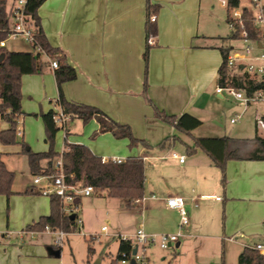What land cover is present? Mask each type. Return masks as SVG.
<instances>
[{
  "label": "crops",
  "instance_id": "1",
  "mask_svg": "<svg viewBox=\"0 0 264 264\" xmlns=\"http://www.w3.org/2000/svg\"><path fill=\"white\" fill-rule=\"evenodd\" d=\"M148 3L157 6L156 11L151 13L156 17L155 44L151 46L146 43ZM37 14L50 46L59 49L67 63L76 71L75 79L61 85L65 99L102 110L116 122L129 125L133 135L143 141L130 147L127 138H114L110 132L100 133L102 142L72 139L74 144H87L101 158L112 155L125 160L136 156L141 157L144 163L143 198L137 204H128L126 199L108 197L105 192L96 190L88 196H80L77 199L78 211L75 217L81 219V227H85L89 211H98L96 199H90L92 205L83 200L95 196L107 202L118 200L119 208L135 210L140 218L137 228L142 227L149 233H176L179 214L166 206V198L183 196L189 214V225L183 230V235L179 236L178 242L168 249L151 246L148 250L149 264L151 256L157 250L168 251L160 255L162 263L203 264L194 248L198 239L221 238L223 241L228 236L237 238L240 234L243 237L245 231L262 229L264 161L227 160L226 182L223 185L221 170L212 163L209 155L198 147L194 151L188 150V147L193 146L194 139L199 137L227 136L241 140L252 139L255 135L264 137L256 127L253 136L243 134L241 129L234 131L233 128L243 119L247 108L253 109L255 124V115L261 112L260 108L256 105L244 108L225 92L215 93V87L219 83L218 70L222 63L219 48L223 45L231 46L232 41L223 43L220 40L230 33L220 32L217 17L208 9L207 0H45L39 6ZM5 47L11 51L30 50V44L20 38L8 39ZM57 99V84L48 64L40 73L22 75L20 102L23 115L18 122L21 130L18 140L26 143L28 149L30 147L27 142L31 144L33 129L38 135H42V125L33 119L38 120L41 112H59L61 108ZM228 100L234 103L229 118L223 105ZM154 108L176 118L189 114L201 124L189 132L178 130L158 118ZM234 114L241 116L236 123L231 124L229 120ZM74 118L76 117L69 116L65 123L64 141L70 134L68 125ZM92 120L88 131L99 128L97 121ZM157 121L167 125L171 134L162 136L159 142L151 144L147 133ZM7 126V123L2 122L0 129ZM173 135L175 138L172 140ZM166 138L169 139L164 141ZM103 142H107V146ZM177 142L182 147L175 151L184 156L183 163L167 155L168 152H173ZM44 143L45 145H40L35 150L42 152L48 149L45 133ZM139 147L141 149L136 152ZM63 149L64 145L59 153ZM22 154L20 144H0V159L12 172L16 169L13 160ZM12 190L13 193L9 196L0 195V216L3 215L5 203L8 222L12 219L14 228H21L19 234L14 235L23 242L27 238L32 243L39 234H51L45 230L26 229L28 225L50 213V197L39 195L29 178L22 187L13 186ZM200 196L210 198L198 199ZM193 198L196 200L193 201ZM79 211L82 218L78 216ZM119 211L117 209V214ZM109 212L106 210L107 216ZM250 213L254 218L249 217ZM1 229L3 222L0 217ZM11 233H1V237L6 238ZM71 233L73 232H67V235ZM106 233L107 238L100 254L109 253L110 257L105 264H112L119 240L116 238L115 254L106 252V249L111 240L115 239L113 234L120 232H110L107 228ZM88 241L91 242L89 237ZM257 243L264 245L262 242L241 244L237 259L244 246H254ZM45 245L49 257L55 256L48 253V247L60 249L61 255V247H56L54 241L50 246ZM90 247V254L93 255L95 249ZM101 255L94 258L91 264H103L104 257ZM220 260V264H224L223 252Z\"/></svg>",
  "mask_w": 264,
  "mask_h": 264
},
{
  "label": "trees",
  "instance_id": "2",
  "mask_svg": "<svg viewBox=\"0 0 264 264\" xmlns=\"http://www.w3.org/2000/svg\"><path fill=\"white\" fill-rule=\"evenodd\" d=\"M45 0H26L25 13L29 23L34 29L35 43L30 44V50L11 51L6 47H0V124L7 123V128L0 129V144L13 145L20 144L23 154L27 157V163L30 174H52L56 173L55 163L61 159L62 169L67 183L83 182L90 184L96 191L105 192V195L113 198L126 199L128 204L134 200H141L144 196V163L141 157L130 156L120 162L107 161L102 162L101 157L95 155L88 146L84 144L68 143L65 139L64 149L61 153L54 148V139L57 131L60 129L54 121L55 112H41L39 114L45 132V142L48 149L42 152H32L28 149L26 143L18 140V122L23 115L21 109V77L24 74H36L42 72L48 61L36 50L40 47L45 54L51 58H56L58 66L53 70L58 89L57 104L61 110L71 117L81 119L87 122L95 119L99 124L96 134L110 132L116 138H127L129 146L133 147L143 143L141 139L136 138L129 125L118 123L110 118L102 110L85 104L69 102L65 99L61 85L66 81L76 78L75 69L70 66L63 53L48 43L40 25V19L37 14L39 6ZM229 6L236 7L240 0H228ZM157 6L147 5L146 30L147 33L155 35V26L149 21V16L154 13ZM245 28L249 35L254 37L255 31L252 26L251 16L245 11L243 13ZM10 26L9 6L7 0H0V41L7 38ZM232 35L220 38L224 43L230 40ZM222 54V63L219 67L218 82L221 85L230 83L235 87L247 85V90L258 89L261 85L254 79L247 76L230 77L226 73L224 60L230 51L229 45L220 46ZM147 53L145 52L144 57ZM49 65V64H48ZM155 115L172 124L178 130L189 132L198 127L201 122L189 115L183 114L176 118L167 116L158 109L154 108ZM172 140L175 138L173 135ZM166 138L164 141L168 140ZM200 148L206 152L212 160V163L220 168L222 174V184L225 180V164L229 159L239 160H262L264 161V137L255 135L252 139H234L230 137H199L194 139V144L188 147L189 151ZM14 173L6 168L4 162L0 159V194L9 196L12 194V183ZM31 192V191H26ZM45 226L51 229H62L65 232H74L77 229L76 217L70 218L60 210V200L56 196L50 197V213L42 216L38 221L26 227L29 231H43ZM92 248L88 247V253ZM131 244L119 240V247L114 264L122 258V253L129 255ZM237 264H264V256L253 246H244L238 255Z\"/></svg>",
  "mask_w": 264,
  "mask_h": 264
},
{
  "label": "built area",
  "instance_id": "3",
  "mask_svg": "<svg viewBox=\"0 0 264 264\" xmlns=\"http://www.w3.org/2000/svg\"><path fill=\"white\" fill-rule=\"evenodd\" d=\"M220 4L227 9V26L232 38L230 51L228 52L224 64L226 73L230 77L247 76L249 79H254L260 83L258 89L251 91L247 90V85L235 87L230 83L225 85L217 84L215 93L226 94L232 96L244 108L249 105H256L261 109L260 113L255 115V127L264 136V0H240L236 7L229 6L228 0H219ZM247 1V3H245ZM26 0H13L9 6L10 26L7 38L0 41V47H5L6 41L10 38H20L29 44L35 43L34 29L27 19L25 13ZM247 11L251 16V22L255 31V36L249 35L245 28L243 13ZM150 22H155L154 14L149 16ZM146 43L148 46L154 45V35L146 33ZM36 50L40 51L43 57L48 61L49 67L54 70L58 66L56 58H51L38 46ZM241 114H234L229 122L234 124L238 121ZM69 115L62 110L55 113L54 121L61 129L64 128ZM17 134L21 135V130L18 127ZM171 157L177 159L180 163L184 162V156L178 155L176 152H171ZM120 162L122 160L115 157H103L102 162L107 161ZM56 173L52 174H37L33 176L32 185L38 189L39 194L47 197L56 196L60 200V210L65 215H76L78 211L77 199L80 196H88L94 192V187L83 182L67 183L65 174L62 169L61 159L55 163ZM210 198L200 196L198 199ZM196 199L193 198V201ZM139 200H134L132 203L137 204ZM196 205V204H195ZM166 206L170 209H175L179 214L178 231L176 233H149L142 227H139L131 235L116 233L113 234L118 240H123L131 244L129 255L122 253V258L114 264H130L133 260L134 264H149L148 250L151 246H157L160 249H168L178 242L179 236L183 235V230L189 225V214L185 205V198L180 195L169 196L166 198ZM81 219L76 217L77 227L81 226ZM44 230L54 235V244L56 247H61L63 238L67 235L62 229H51L45 226ZM79 230V228H78ZM101 231L106 233L107 228L103 226ZM99 237L97 234L88 236ZM136 247V252L132 250ZM264 256V245L257 243L253 246Z\"/></svg>",
  "mask_w": 264,
  "mask_h": 264
},
{
  "label": "rangeland",
  "instance_id": "4",
  "mask_svg": "<svg viewBox=\"0 0 264 264\" xmlns=\"http://www.w3.org/2000/svg\"><path fill=\"white\" fill-rule=\"evenodd\" d=\"M13 0H7V5L11 4ZM247 3V1H245ZM208 9L211 10L217 17L218 25L220 26V32L223 34L230 33L226 20H227V9L220 4L219 0H207ZM13 39V38H10ZM26 45V44H23ZM27 46V45H26ZM24 46V47H26ZM224 108L226 110L227 117L229 118L230 112L233 110L234 103L233 101L230 102L224 101L223 102ZM227 118V119H228ZM35 121H39V125H42L41 131L42 135H38L37 131L33 129V133L31 134V144L27 142L32 152H39L35 149L38 148L40 145H45L44 143V127L41 118L39 117L38 120L33 119ZM92 119L88 120L87 122H83L79 118H74L73 122H70L68 125V129L70 130V134L66 141L68 143H73L72 139H86L88 142H102L100 140L101 134H96L97 129L90 130ZM154 126L149 128L147 133V139L151 144H156L162 138V136H169L170 128L165 125L161 124L160 122H155ZM157 125V126H156ZM234 131L236 129H241L244 133L253 136L255 133V124L253 119V109L247 108L243 119L233 126ZM86 130V135L84 132ZM112 137H114L112 135ZM115 138V137H114ZM113 138V139H114ZM184 139H186L184 137ZM186 141H189L186 139ZM190 142V141H189ZM107 142H103L104 146H107ZM76 144H84L85 143H76ZM64 145V132L63 129H59L55 135L54 139V148L57 152L61 151V147ZM181 144L177 142L175 150L181 149ZM47 149V148H46ZM141 148L139 147L136 152H139ZM171 152H168L167 155L171 156ZM177 152V151H175ZM178 153V152H177ZM113 154V153H112ZM109 158L113 157L112 155L108 156ZM172 159V157H170ZM15 170L14 172V179H13V186L15 188L22 187V185L26 182V179H30L32 182L33 176H30L29 167L27 163V157L25 154L20 155L18 158H15ZM10 164V163H9ZM11 166V164H10ZM13 191V190H12ZM4 195V194H0ZM41 195V194H39ZM43 196V195H42ZM47 197V196H46ZM5 200V196H3ZM90 199H96L97 203V212L89 211L86 214V221L85 227H77V229L68 234L66 237L63 238V243L61 246V255L58 258L49 257L46 254L45 250V243L52 245L54 241L53 234H39L32 243H29L28 239L26 238L25 241H21L18 237L14 234H19L20 229H15L13 225V220L10 219L8 222V208L7 205L4 203L3 205V215L1 217V221L3 222V229L0 230V264H12L15 262H25V264H91L92 260L96 257H99L100 251L103 248L104 240L107 238V233L101 231L102 226H106L108 231L115 232L118 231L120 234H127L131 235L134 233L136 228L138 227L139 215L133 210L130 209H121L119 208V201L113 200L114 202H107L103 198H97L95 196H91L90 198H86L83 200L88 201V205H92ZM110 203V204H109ZM117 209L120 210L119 214H117ZM106 210L110 211L107 216ZM79 217H83L82 213L79 211ZM252 213L249 214L250 218H254ZM109 219V220H107ZM9 223V224H8ZM8 224V226H7ZM7 226V227H6ZM79 228V230H78ZM23 229H25L23 227ZM12 232L6 238L1 237V233L4 232ZM97 234L99 237H91V242L88 241L89 235ZM255 234L256 236H254ZM245 235V236H244ZM19 236V235H18ZM117 239L111 240L110 246L106 249V252H110L112 254L116 253V241ZM196 241V240H195ZM254 242H262L264 243V224H262V229L254 230L252 232H243V237L237 235V238L233 237H225L223 241L221 238L218 240L214 239H198L195 242L194 248H196V253L201 257L203 260V264H220L221 254L223 252L224 255V264H237V254L238 250L241 248V244L248 243L252 245ZM223 243V246L221 245ZM22 246V247H21ZM93 246L95 251L94 254L91 255L88 253V247ZM162 253H168L166 250H157L151 256L150 264H166L167 262L162 263L160 260V255ZM104 257L103 264L109 259V253H105L101 255ZM168 259V258H167Z\"/></svg>",
  "mask_w": 264,
  "mask_h": 264
},
{
  "label": "water",
  "instance_id": "5",
  "mask_svg": "<svg viewBox=\"0 0 264 264\" xmlns=\"http://www.w3.org/2000/svg\"><path fill=\"white\" fill-rule=\"evenodd\" d=\"M75 215H70V218H74ZM48 253L52 256L59 257L60 256V249H54L53 247H48L47 249ZM136 252V247L133 248L132 253L134 254ZM130 264H134V261L131 260Z\"/></svg>",
  "mask_w": 264,
  "mask_h": 264
}]
</instances>
